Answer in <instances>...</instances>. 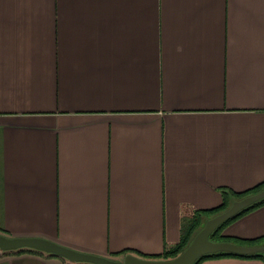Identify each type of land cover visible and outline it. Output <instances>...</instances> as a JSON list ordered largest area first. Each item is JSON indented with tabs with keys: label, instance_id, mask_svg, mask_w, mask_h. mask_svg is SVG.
Wrapping results in <instances>:
<instances>
[{
	"label": "crops",
	"instance_id": "crops-1",
	"mask_svg": "<svg viewBox=\"0 0 264 264\" xmlns=\"http://www.w3.org/2000/svg\"><path fill=\"white\" fill-rule=\"evenodd\" d=\"M262 182L264 0H0L1 233L162 259L222 189ZM223 234L264 236V206Z\"/></svg>",
	"mask_w": 264,
	"mask_h": 264
},
{
	"label": "water",
	"instance_id": "water-1",
	"mask_svg": "<svg viewBox=\"0 0 264 264\" xmlns=\"http://www.w3.org/2000/svg\"><path fill=\"white\" fill-rule=\"evenodd\" d=\"M264 199V189L235 200L225 211L209 218L195 235L189 246L172 259L142 258L134 254H126L123 259H114L93 253L75 250L53 240L41 237H11L0 232V250L16 251L33 249L63 256L71 262L91 264H194L206 254L220 251L238 254L264 253V245H242L231 241H213L211 234L223 223L250 205Z\"/></svg>",
	"mask_w": 264,
	"mask_h": 264
},
{
	"label": "trees",
	"instance_id": "trees-1",
	"mask_svg": "<svg viewBox=\"0 0 264 264\" xmlns=\"http://www.w3.org/2000/svg\"><path fill=\"white\" fill-rule=\"evenodd\" d=\"M264 189V182L242 192H237L232 189H222V196H223V202L220 206L211 208V209H205V210H196L193 215L189 218H185L183 223H182V228H181V239L180 241L173 245L172 247L166 249L163 253L162 259H172L176 256H178L181 252H183L191 243L195 235L198 233V231L204 226L205 222L225 211L228 209L231 204L238 199H241L245 196H248L250 194H254L256 192H259L260 190ZM264 206V199L250 205L249 207L243 209L239 213H237L234 217L223 223L221 226H219L210 236V239L213 241H231L235 242L238 244L242 245H264V236L253 238V239H240L236 237H231L223 234V231L227 226L235 222L237 219L240 217L248 214L249 212H252L260 207ZM39 252V253H45L42 251L38 250H33V249H19L16 250L15 252ZM50 255H55L52 253H47ZM123 254V253H121ZM120 254V255H121ZM59 256V255H58ZM116 256H119V254H116ZM239 257V258H261L264 259V253H255V254H238V253H233V252H226V251H220L212 254H206L199 258L194 264H201L206 259L210 258H221V257ZM152 258V257H151ZM156 259V257H155ZM84 264H91V263H84Z\"/></svg>",
	"mask_w": 264,
	"mask_h": 264
}]
</instances>
